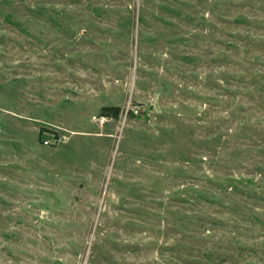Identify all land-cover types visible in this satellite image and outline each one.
Returning <instances> with one entry per match:
<instances>
[{
	"label": "rangeland",
	"instance_id": "obj_1",
	"mask_svg": "<svg viewBox=\"0 0 264 264\" xmlns=\"http://www.w3.org/2000/svg\"><path fill=\"white\" fill-rule=\"evenodd\" d=\"M0 264H264V0H0Z\"/></svg>",
	"mask_w": 264,
	"mask_h": 264
},
{
	"label": "trees",
	"instance_id": "obj_2",
	"mask_svg": "<svg viewBox=\"0 0 264 264\" xmlns=\"http://www.w3.org/2000/svg\"><path fill=\"white\" fill-rule=\"evenodd\" d=\"M120 113L119 107H103L101 109V116L111 117V118H117Z\"/></svg>",
	"mask_w": 264,
	"mask_h": 264
},
{
	"label": "built area",
	"instance_id": "obj_3",
	"mask_svg": "<svg viewBox=\"0 0 264 264\" xmlns=\"http://www.w3.org/2000/svg\"><path fill=\"white\" fill-rule=\"evenodd\" d=\"M45 145H49V141H44L43 142Z\"/></svg>",
	"mask_w": 264,
	"mask_h": 264
}]
</instances>
